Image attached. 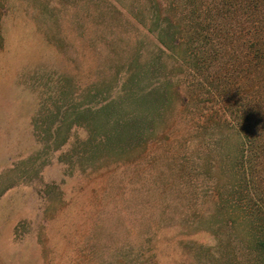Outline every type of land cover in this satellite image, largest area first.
I'll use <instances>...</instances> for the list:
<instances>
[{
	"label": "rangeland",
	"instance_id": "rangeland-1",
	"mask_svg": "<svg viewBox=\"0 0 264 264\" xmlns=\"http://www.w3.org/2000/svg\"><path fill=\"white\" fill-rule=\"evenodd\" d=\"M120 2L0 0V264H197L186 238L212 243L199 233L201 222L196 228L178 220L177 204L187 203L176 194L190 191L194 180L204 189L209 172L204 165L194 176L191 159L179 167L166 157L179 153L176 145H140L141 154L123 153L116 163L82 158V125L63 122L58 138L48 140L45 117L55 97L65 98L69 87L72 102L82 104L112 74L113 49L143 36L153 48L154 35L129 12L132 0ZM176 114L170 105L156 128L173 125ZM236 144L230 133V157ZM163 214L168 226L147 236V224Z\"/></svg>",
	"mask_w": 264,
	"mask_h": 264
},
{
	"label": "trees",
	"instance_id": "trees-1",
	"mask_svg": "<svg viewBox=\"0 0 264 264\" xmlns=\"http://www.w3.org/2000/svg\"><path fill=\"white\" fill-rule=\"evenodd\" d=\"M133 1L129 12L154 35L153 48L143 36L113 49L112 74L88 90L80 108L64 88L65 98L58 99L68 104L55 97L45 117L48 140L54 142L67 121L86 130L82 158L88 161L116 162L123 153L141 154L140 145H176L179 153L166 157H180L174 161L179 167L191 159L194 176L204 165L209 172L204 189L194 180L187 183L194 185L190 191L176 194L187 203L177 204L178 220L196 228L201 222L199 233L212 239L186 238L193 261L264 264V0ZM170 105L177 111L174 124L159 130L157 120ZM230 133L237 138L231 157L224 145ZM221 166L225 179L217 172ZM167 216L148 223L146 235L166 228Z\"/></svg>",
	"mask_w": 264,
	"mask_h": 264
}]
</instances>
